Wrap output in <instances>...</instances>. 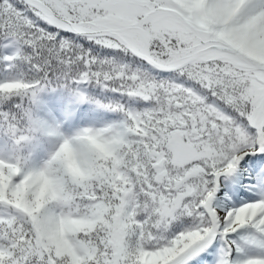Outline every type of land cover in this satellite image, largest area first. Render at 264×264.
I'll return each mask as SVG.
<instances>
[{"label":"snow or ice","instance_id":"obj_1","mask_svg":"<svg viewBox=\"0 0 264 264\" xmlns=\"http://www.w3.org/2000/svg\"><path fill=\"white\" fill-rule=\"evenodd\" d=\"M0 264H264V0H0Z\"/></svg>","mask_w":264,"mask_h":264}]
</instances>
